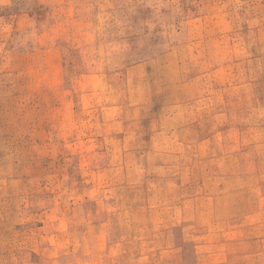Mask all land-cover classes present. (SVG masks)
Listing matches in <instances>:
<instances>
[{
  "label": "rangeland",
  "instance_id": "rangeland-1",
  "mask_svg": "<svg viewBox=\"0 0 264 264\" xmlns=\"http://www.w3.org/2000/svg\"><path fill=\"white\" fill-rule=\"evenodd\" d=\"M0 264H264V0H0Z\"/></svg>",
  "mask_w": 264,
  "mask_h": 264
}]
</instances>
